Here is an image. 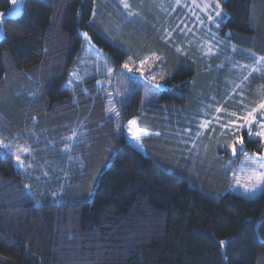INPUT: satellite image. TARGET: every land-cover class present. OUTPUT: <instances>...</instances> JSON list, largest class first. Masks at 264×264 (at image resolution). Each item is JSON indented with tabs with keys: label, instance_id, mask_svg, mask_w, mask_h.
Returning a JSON list of instances; mask_svg holds the SVG:
<instances>
[{
	"label": "trees",
	"instance_id": "trees-1",
	"mask_svg": "<svg viewBox=\"0 0 264 264\" xmlns=\"http://www.w3.org/2000/svg\"><path fill=\"white\" fill-rule=\"evenodd\" d=\"M219 1L232 59L247 49L264 57V0ZM118 2L25 0L3 20L0 131L16 151L0 148V264H264V190L248 198L192 186L167 140L220 103L210 84L218 64L174 53L161 98L142 105L135 88L121 104L123 131L98 77L66 86L89 46L116 66L130 55L126 38L144 29ZM142 2L132 0L137 12ZM11 7L0 0V11ZM133 120L148 135L136 139ZM245 135L248 150L263 151Z\"/></svg>",
	"mask_w": 264,
	"mask_h": 264
},
{
	"label": "rangeland",
	"instance_id": "rangeland-1",
	"mask_svg": "<svg viewBox=\"0 0 264 264\" xmlns=\"http://www.w3.org/2000/svg\"><path fill=\"white\" fill-rule=\"evenodd\" d=\"M24 3L25 0L17 5L18 11L13 3L10 10L0 11L7 14L3 20L7 16H19ZM118 4L120 11H125L134 23L139 20L138 24L144 29L138 35L139 40L134 35L126 38L123 46L130 55L116 66L100 48L89 46L69 72L66 86L75 88L90 77H98L100 86H109L106 90L109 116L123 131L121 104L128 101L135 88L142 89V105L161 98L170 77L167 68L170 56L174 53L189 56L195 64L205 63V67L215 62L218 66L210 71V84L218 92L211 98L218 101L215 98L223 96L220 103L212 102L204 108L212 115L194 117L187 121L183 131H173L172 136L167 137L178 156L174 169L192 186L216 195L231 192L248 198L259 196L264 190V183L258 182L256 177L264 172V168L259 167L264 164V109L260 108L264 104V57L257 55L253 59V52L247 49L238 61L232 59L239 53L235 45V48H227L218 32L225 18L219 0H143L138 12L132 0H119ZM3 35L0 23V39ZM120 37L121 33H117L113 41L117 44ZM250 113L251 118L246 119ZM245 132L251 138L262 140V152L247 149ZM12 143L10 136L0 131V148L15 152ZM28 153L24 147L17 151L18 164L22 167L27 165Z\"/></svg>",
	"mask_w": 264,
	"mask_h": 264
},
{
	"label": "snow or ice",
	"instance_id": "snow-or-ice-1",
	"mask_svg": "<svg viewBox=\"0 0 264 264\" xmlns=\"http://www.w3.org/2000/svg\"><path fill=\"white\" fill-rule=\"evenodd\" d=\"M22 2H23V0H12L13 6H14V8H15L17 11L19 10L18 7H17V5H18V4L22 5ZM127 6H128V5L125 4V7H127ZM14 14H15V13H13V15H14ZM4 15H7V14H0V23H3V22H4V21H3V17H4ZM217 15H220V13L217 12ZM125 67H127V65H126ZM260 108H261V109H264V104H261V105H260ZM250 118H251V113L249 114V117H247L246 119H250ZM129 123H130V125L133 126V129L135 130L136 139H139V138H140V135H148L147 132L140 133V132H139V129H136V128H135V125H136V121H135V120L130 121ZM205 126H206V125H205ZM261 134H262V133H257V135H261ZM240 142L243 143V140L241 139ZM235 150H236L235 147H233V152H235ZM252 163H255V162L253 161ZM259 167H260V168H264V164H260ZM256 177H257V181H258V182H260V183H264V172H261V173L256 174ZM224 243H225L224 241H221V244H224Z\"/></svg>",
	"mask_w": 264,
	"mask_h": 264
}]
</instances>
